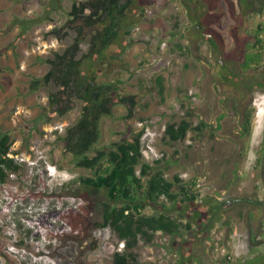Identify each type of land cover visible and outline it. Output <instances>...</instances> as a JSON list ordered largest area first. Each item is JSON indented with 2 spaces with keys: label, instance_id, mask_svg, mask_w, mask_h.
I'll list each match as a JSON object with an SVG mask.
<instances>
[{
  "label": "rangeland",
  "instance_id": "374dc122",
  "mask_svg": "<svg viewBox=\"0 0 264 264\" xmlns=\"http://www.w3.org/2000/svg\"><path fill=\"white\" fill-rule=\"evenodd\" d=\"M74 1L77 0H0L3 43L23 41L20 47L25 50L15 54L23 61L26 59L27 65H35V78H41L48 67L45 59L71 41L70 36L62 42L48 33L65 23ZM189 2L195 4L197 0ZM195 10L224 56L242 60L246 42L243 30L249 26L239 14L236 1L200 0ZM129 15L138 23L132 27L128 42L124 40L121 48H112L118 54L122 46L127 47L122 55L124 67L114 75L120 74L127 92L139 95L140 118L133 124L144 126L143 134L151 133L147 140L163 155L153 162L150 174L159 172L168 179L179 176L187 181L191 178L197 184L194 192L209 202L208 208L235 196L251 195L257 186L255 150L262 136V125H254L250 142L243 149V164L234 169L231 158L237 155L238 147L229 140H237L235 123L229 127L224 117L211 115L210 104L204 110L205 103L201 101L213 98L209 79L218 53L211 57L209 41H202L190 25L193 12L187 10L182 0H135ZM21 25L29 27V34L24 33L23 37L17 33ZM5 56L6 62H13L9 53ZM50 88L40 86L32 92L25 82V87L19 86L16 93L13 90L10 93L11 113L4 116L9 123L2 127L10 132V155L20 169L0 185V264H79L77 254L90 243L88 231L95 221L102 219L103 202H107L105 192L92 195L74 182L80 176L95 177L97 169L102 171L105 167L79 168L71 158L63 157L60 135L78 119L81 104L64 118H51L45 111ZM260 111L258 117L263 118L264 103ZM124 113L123 107H117L113 117L103 118L98 147L108 150L126 132L121 118ZM183 119L199 128L195 138L189 132L179 145L164 143L166 125ZM218 124L224 126L220 131L216 128ZM200 203L184 207L183 216L192 225L184 237L170 238L157 232L151 243L139 238L132 250L136 264H225L229 262L223 254L232 258L242 256L247 246L241 221L228 217L231 212L227 207L211 221L208 209L203 207L205 202ZM83 207L88 208L89 219L82 225V237L75 238L70 235L72 230L62 214L69 208ZM201 212H205L203 218H197ZM206 224L211 227L203 231ZM94 236L98 246L87 253L83 263L112 264L121 241L109 227L94 230Z\"/></svg>",
  "mask_w": 264,
  "mask_h": 264
},
{
  "label": "trees",
  "instance_id": "16d2710c",
  "mask_svg": "<svg viewBox=\"0 0 264 264\" xmlns=\"http://www.w3.org/2000/svg\"><path fill=\"white\" fill-rule=\"evenodd\" d=\"M134 2H72L65 23L48 33L62 42L70 36L71 41L46 58L48 71L31 82L32 90L51 87L45 108L51 118H64L81 104L78 119L60 135L63 157L71 158L79 168L105 167L102 171L97 169L95 177L80 176L74 180L92 195L105 192L107 197V202H103L102 219L95 221L88 231L90 243L77 254L79 264H84L87 253L98 246L94 230L107 227L125 242V250L114 253L112 264H136L132 250L139 238L151 243L157 232L175 238L183 237L184 232L191 229L190 223L183 222L180 207L184 201H194L198 197L193 190L196 186L193 180L185 184L179 176L168 179L163 173L150 174L153 163L147 162L142 153L141 137L145 128L133 124L139 119V95L127 92L122 87L120 74L114 75L124 67L122 55L127 47L122 46L118 54L112 48H121L124 40L128 42L132 27L138 23L129 15ZM117 107L125 109L121 118L126 132L106 150L97 146L101 137L100 124L103 118L113 117ZM191 130L197 132L199 128H194L186 119L168 123L163 141L170 146L179 145ZM11 145L10 132L0 130V183L7 182L10 174L20 169V164L8 156ZM89 214L87 207L69 208L62 214L72 230V237H82V225L88 221Z\"/></svg>",
  "mask_w": 264,
  "mask_h": 264
},
{
  "label": "flooded vegetation",
  "instance_id": "af4514ba",
  "mask_svg": "<svg viewBox=\"0 0 264 264\" xmlns=\"http://www.w3.org/2000/svg\"><path fill=\"white\" fill-rule=\"evenodd\" d=\"M189 1L182 0V3L189 12L194 14L190 25L202 37V41L205 39L209 41L211 45L210 56L213 57L218 53L217 63H215V68L212 69L213 75L209 79L213 90V98H203L205 101L203 99L201 101L205 103L203 105L204 110H208V105H211L212 116L224 117V121L228 122L229 127H231V123H235L233 131L237 140H229V143L234 144V147H238L237 155L231 158L234 169L240 168L243 164L245 157L243 149L249 144L256 123L262 125V136L255 150L256 160L254 166L256 172L254 179L257 186H255L251 195L235 196L230 200L210 204L208 208L207 203L209 202H206V199H201L198 194L196 200L184 201L181 204V213L184 214V207L187 204H193L194 202H201L200 204H202V202H205L203 207L208 209V218L212 221L216 214L227 207L228 212H231L228 217L231 216L234 221L235 219L241 221L243 242H245L247 249L239 258H232L231 255L223 254L226 255L227 262H229L225 264H264V189H260L264 186V117H258L261 105L264 103V0H235L240 11L239 14L242 15L243 21L249 26L243 30L246 42L242 53L243 58L240 61L232 56L226 58L223 49L219 50V45L215 43L214 36L206 31L197 10L194 11L200 0H197L195 4H189ZM258 1H261V3ZM207 65L210 67L209 64ZM205 78L207 80L208 77ZM201 88L204 94L205 85L203 84ZM231 119H234V121H231ZM216 128L220 131L224 126L218 124ZM198 131H190L194 133L192 138H195ZM190 180L192 179L190 178ZM184 182L186 184L187 180H184ZM204 213L201 212L197 218H203ZM257 216L258 220H254ZM183 220L184 223H190L185 217ZM210 227L211 225L206 224L203 231Z\"/></svg>",
  "mask_w": 264,
  "mask_h": 264
},
{
  "label": "crops",
  "instance_id": "0c3cea01",
  "mask_svg": "<svg viewBox=\"0 0 264 264\" xmlns=\"http://www.w3.org/2000/svg\"><path fill=\"white\" fill-rule=\"evenodd\" d=\"M28 28L29 27H27L26 25H21V29H19L17 32L18 35L20 37H23L24 33L29 34ZM4 36L5 34H0V130L9 132V130L4 129L2 125L5 126L9 123L8 119H5L4 116L8 117V115H10L11 113L12 104H10L9 101L11 91L13 90L16 93V88H18L19 86L25 87L26 82L30 86V91L35 92L36 90L31 89V82L34 79L38 78H35V65H27L26 59L23 61L24 58L21 59V57H17L15 54V52L25 50L24 47H20V45L22 46L23 41L20 39V41H18L17 43H14L15 41H13L8 45H5L3 43ZM10 46L12 47L9 49L8 47ZM5 53H9L10 57H13L12 63L5 61ZM40 60L41 58H39V61ZM29 61L31 63L32 60ZM48 69L49 67L45 69L42 76L48 71ZM140 111L141 107H138V116L140 115Z\"/></svg>",
  "mask_w": 264,
  "mask_h": 264
},
{
  "label": "built area",
  "instance_id": "2783aa9c",
  "mask_svg": "<svg viewBox=\"0 0 264 264\" xmlns=\"http://www.w3.org/2000/svg\"><path fill=\"white\" fill-rule=\"evenodd\" d=\"M150 135H151L150 132H145V134H143V136L141 137L142 153L147 162L153 163L157 160H160L163 157V155L159 154V152L155 149V145L153 142L147 140V137H149ZM8 156L11 157L10 153L8 154ZM13 175L14 173L10 174V177H12ZM1 184L3 183H0V185ZM162 200L166 201V198L162 197ZM124 247H125V242L121 241L119 244L118 252H122Z\"/></svg>",
  "mask_w": 264,
  "mask_h": 264
},
{
  "label": "bare ground",
  "instance_id": "6f19581e",
  "mask_svg": "<svg viewBox=\"0 0 264 264\" xmlns=\"http://www.w3.org/2000/svg\"><path fill=\"white\" fill-rule=\"evenodd\" d=\"M260 113H262L261 111H260ZM117 255V254H116Z\"/></svg>",
  "mask_w": 264,
  "mask_h": 264
}]
</instances>
